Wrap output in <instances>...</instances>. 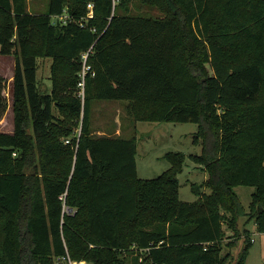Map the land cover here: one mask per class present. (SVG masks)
<instances>
[{"label": "trees", "instance_id": "16d2710c", "mask_svg": "<svg viewBox=\"0 0 264 264\" xmlns=\"http://www.w3.org/2000/svg\"><path fill=\"white\" fill-rule=\"evenodd\" d=\"M132 1L49 0L41 12L0 0V54L15 57L14 130H0V264H245L242 222L264 233V0H143L162 16L131 14ZM39 57L52 59L48 91ZM103 100L124 101L135 122L196 123L201 152L190 158L209 191L179 198L180 151L140 178L136 135L93 128ZM237 185L255 187L248 209Z\"/></svg>", "mask_w": 264, "mask_h": 264}, {"label": "rangeland", "instance_id": "374dc122", "mask_svg": "<svg viewBox=\"0 0 264 264\" xmlns=\"http://www.w3.org/2000/svg\"><path fill=\"white\" fill-rule=\"evenodd\" d=\"M49 0H28V7L31 11L46 12L48 10ZM130 12L142 16H162V12L156 6H148L143 0H133L131 2ZM89 17L90 9L87 7ZM66 13L63 18H66ZM57 17L53 18V22ZM38 72L37 79L41 90H50V66L52 59L50 57H39L37 59ZM15 57L13 54H0V81H1V99H0V130L13 132L14 130V112H13V72ZM88 66L82 58L81 70L79 72L80 82H83L84 72ZM77 90L80 95L83 93V85L78 84ZM3 99V100H2ZM55 113L60 115L58 109ZM117 121L127 129L124 130V136L130 137L134 133L137 139V173L140 178H155L170 166V162L165 158V154L171 151L183 152L186 155L183 171L178 175L179 178V198L183 201L193 202L198 196L192 190V186L201 185L207 179V173L203 166L195 163L190 155L200 154L201 145L193 142V137L197 131V124L194 122H150L134 121L124 109V101L121 100H103L95 102L92 113V125L96 131H112L114 122ZM79 127H75L74 135L79 133ZM203 192L209 190L201 187ZM234 191L238 194L243 206L248 209L251 202V195L255 191L254 186L237 185ZM242 228L250 231L253 239L249 252L245 259V264H262L264 262V233L256 230L254 219H248L242 222ZM229 233V232H228ZM228 237L224 242L232 240ZM226 248H224V252ZM236 253V250H233Z\"/></svg>", "mask_w": 264, "mask_h": 264}, {"label": "built area", "instance_id": "2783aa9c", "mask_svg": "<svg viewBox=\"0 0 264 264\" xmlns=\"http://www.w3.org/2000/svg\"><path fill=\"white\" fill-rule=\"evenodd\" d=\"M92 7H93L92 3H89L88 4V8L90 9L89 17L93 16ZM60 19H63L64 20L65 17L63 18V16H60ZM87 56H88V52H86V53L83 54L82 58L84 59V61H86ZM84 74H85V72H84ZM80 84H82L83 87H84V76H83V82H80ZM68 141H69L68 139L65 140V142H68ZM251 241H253L252 238H251ZM61 264H90V263H88L85 260H79V261L73 260V259L70 258L69 255H66V256L62 257V263Z\"/></svg>", "mask_w": 264, "mask_h": 264}, {"label": "crops", "instance_id": "0c3cea01", "mask_svg": "<svg viewBox=\"0 0 264 264\" xmlns=\"http://www.w3.org/2000/svg\"><path fill=\"white\" fill-rule=\"evenodd\" d=\"M124 130H127L126 128H124ZM97 133L98 134H103L104 133V131H100V133H99V131H97ZM115 133L116 134H120V133H124V131H121V124L120 123H118L117 121H115ZM137 155V154H136ZM136 164H137V158H136ZM256 226V225H255ZM250 237H251V235H250ZM252 238V237H251ZM263 248H264V245H263ZM262 264H264V262L262 263Z\"/></svg>", "mask_w": 264, "mask_h": 264}]
</instances>
